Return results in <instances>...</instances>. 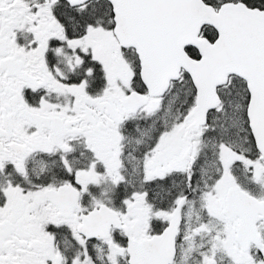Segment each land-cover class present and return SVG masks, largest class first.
<instances>
[{
    "label": "snow or ice",
    "instance_id": "1",
    "mask_svg": "<svg viewBox=\"0 0 264 264\" xmlns=\"http://www.w3.org/2000/svg\"><path fill=\"white\" fill-rule=\"evenodd\" d=\"M0 264H264V0H0Z\"/></svg>",
    "mask_w": 264,
    "mask_h": 264
}]
</instances>
